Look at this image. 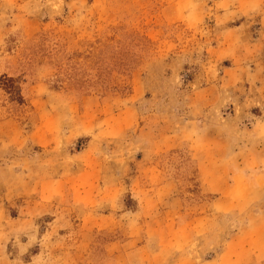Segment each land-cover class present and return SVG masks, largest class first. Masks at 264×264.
I'll return each instance as SVG.
<instances>
[{
	"label": "rangeland",
	"instance_id": "374dc122",
	"mask_svg": "<svg viewBox=\"0 0 264 264\" xmlns=\"http://www.w3.org/2000/svg\"><path fill=\"white\" fill-rule=\"evenodd\" d=\"M211 257L264 264V0H0V264Z\"/></svg>",
	"mask_w": 264,
	"mask_h": 264
},
{
	"label": "crops",
	"instance_id": "0c3cea01",
	"mask_svg": "<svg viewBox=\"0 0 264 264\" xmlns=\"http://www.w3.org/2000/svg\"><path fill=\"white\" fill-rule=\"evenodd\" d=\"M254 249H256V248H254ZM259 250V249H258ZM241 251V250H240ZM256 251H257V249H256ZM242 252H247V250H243ZM212 259H213V257H211L210 259H207V260H205L204 261V264H211V261H212ZM241 263H245V262H241ZM236 264H239V263H236ZM245 264H255V262H253V261H248V262H246ZM261 264V263H260Z\"/></svg>",
	"mask_w": 264,
	"mask_h": 264
}]
</instances>
